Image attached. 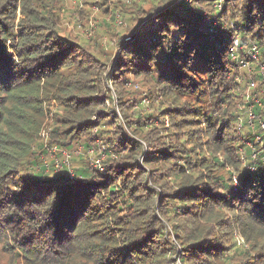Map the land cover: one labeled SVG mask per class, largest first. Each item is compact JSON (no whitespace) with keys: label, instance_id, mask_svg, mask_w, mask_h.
<instances>
[{"label":"trees","instance_id":"trees-1","mask_svg":"<svg viewBox=\"0 0 264 264\" xmlns=\"http://www.w3.org/2000/svg\"><path fill=\"white\" fill-rule=\"evenodd\" d=\"M65 2L0 0L5 245L26 264H264V85L246 97L229 51L238 33L264 62V0H80L84 27L93 3L110 18L90 39L67 29ZM78 145L72 170L43 163Z\"/></svg>","mask_w":264,"mask_h":264},{"label":"rangeland","instance_id":"rangeland-1","mask_svg":"<svg viewBox=\"0 0 264 264\" xmlns=\"http://www.w3.org/2000/svg\"><path fill=\"white\" fill-rule=\"evenodd\" d=\"M79 1L80 0H66V2L64 3V14H63L62 19H63V22L68 25V26L66 25L68 30H70L71 32H74L76 34H79V35L85 37L86 39H90L92 36V33H93V29L97 27L98 22L102 23V20L105 17H107L108 13L104 9L100 10V7L97 6L96 4H94V3L91 4V10H93V12L91 14L89 26L84 27V24L81 20V17H80L81 15H79V12L81 9H84L83 8L84 6L86 8L87 4L83 5V3L79 2ZM91 1H94V0H91ZM130 1L132 2L133 0H130ZM116 3H118L119 5H122L120 0H118V1L115 0V2L112 5H115ZM154 12L152 14H154ZM107 19L110 20L109 16L107 17ZM122 19H123V17L120 14L118 22L115 21L114 25L117 27L127 26V22L124 19L123 20ZM140 26H141V23L139 25V29H140ZM116 29H118V28H116ZM123 31H124V29L121 30L120 32L122 33ZM96 33L104 34L105 37L106 36L111 37L110 35L113 34V30L109 29V32L105 34V32H103L101 27H98ZM125 40H126V42H130V41L134 40V38L133 37L131 38V36L128 35L125 37ZM105 43H106V46L109 48V50L112 51L111 54L113 56V60L111 62V65L109 66L112 68V66H113V64H114V62L118 56V53H119L121 46L117 43V41H113V43L111 44L109 38H108V43L107 42H105ZM254 68L257 69L256 67H254ZM241 76L244 77V80L241 83H243V85L246 87L244 90L246 97H247V95H249L250 99H252L255 96H258V94L261 92V89L259 91L255 90L254 87H251L249 85L248 79H247V77H248L247 71H246V74L242 73ZM135 85H136V88L141 89V86L137 87V84H135ZM244 86H242V87H244ZM108 89H109V91H111L112 96L114 98L113 101L111 100L110 106H114V108L117 111H119V109H118L119 107L117 104L118 98H117L116 92L112 86V83L110 81L107 82V86H106V88H104V91L108 92ZM52 103L53 104L51 105L49 112L47 110V115L45 116V118L43 120V123H42L43 126H42L41 131H40L41 138L45 141H47L49 138L50 130L52 128L51 127L52 126L51 125V122H52L51 117L53 116L54 109L57 108V103H55V107H54V101H52ZM135 106H136V109H141V111L143 113H146L147 111L151 110L152 107H155V105L153 106V104H152V100L149 98V94L145 91L143 92L141 104H139V105L135 104ZM263 111H264V106H263ZM252 117H254V115ZM92 118L96 119L95 116H93ZM257 118L258 117L255 116L253 118V121L249 122V123L251 125L256 126L257 125L256 124ZM166 122H167L166 125H168V121H166ZM94 131H96V130H94ZM73 154L74 155L83 154L82 146L78 145L73 151H69L67 149L60 150L59 147L49 146L47 149V154H43V155H41V157L43 158V163L46 164L48 166V168L51 166V164L53 162H55L54 168H55L56 173H58L59 171H61L63 169L64 166H67L68 168H70V170H72ZM89 155H91L90 161H91L92 165L97 166L101 162L100 157H95L93 155V149L91 151H89ZM100 166H101V164H100ZM71 175L73 176L72 172H71ZM5 244H6L5 241H3L0 238V264H26L25 261H23L22 258L15 253L16 250H13L10 246H7Z\"/></svg>","mask_w":264,"mask_h":264},{"label":"built area","instance_id":"built-area-1","mask_svg":"<svg viewBox=\"0 0 264 264\" xmlns=\"http://www.w3.org/2000/svg\"><path fill=\"white\" fill-rule=\"evenodd\" d=\"M220 2H223V0H220ZM218 7L221 8L222 4L219 3ZM215 26H216V23H215ZM229 51H230L232 60H234L238 64L239 68L245 69L247 71V74H248L247 79L251 87L255 88L258 86V81H257L258 75L261 76V79L259 78L258 79L261 80L264 85V62H262L261 60L260 47L257 42L251 43L250 46L245 45L242 42L240 35L236 33L233 37L232 42L230 43ZM254 67H256L257 69H255ZM235 80L241 83L244 80V77L241 76V74H238L235 77ZM253 115L255 117V114L252 112V109H251L250 114H249V122L253 121V118H254L252 117ZM261 125L264 128L263 121H261ZM254 126L255 125H252V127ZM97 166L102 168L100 166V163ZM240 242L242 243V238H240Z\"/></svg>","mask_w":264,"mask_h":264}]
</instances>
